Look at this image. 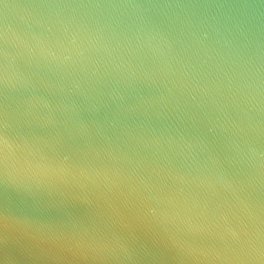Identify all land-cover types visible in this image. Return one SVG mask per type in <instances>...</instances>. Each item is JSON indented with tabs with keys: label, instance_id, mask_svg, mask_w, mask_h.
Masks as SVG:
<instances>
[{
	"label": "water",
	"instance_id": "water-1",
	"mask_svg": "<svg viewBox=\"0 0 264 264\" xmlns=\"http://www.w3.org/2000/svg\"><path fill=\"white\" fill-rule=\"evenodd\" d=\"M5 124L0 264H260L209 244L228 213L259 246L264 0H0ZM133 183L142 219L101 218ZM73 232L113 251L38 239Z\"/></svg>",
	"mask_w": 264,
	"mask_h": 264
},
{
	"label": "snow or ice",
	"instance_id": "snow-or-ice-1",
	"mask_svg": "<svg viewBox=\"0 0 264 264\" xmlns=\"http://www.w3.org/2000/svg\"><path fill=\"white\" fill-rule=\"evenodd\" d=\"M6 129V124L0 129V168L5 167L9 159L7 152L9 136ZM97 188H100L99 184H97ZM164 198L161 197V199ZM98 199L100 200L98 207L101 218L116 217L127 220L129 224H135L142 219L141 213L145 203L151 201L152 198L133 183L130 186L117 184L115 189L109 188L107 192L101 189ZM259 208L261 227L258 247L254 240L253 229L246 218L233 216V219H235V223H233L229 214L223 213L221 219L224 223L217 225L216 230H212L213 238L209 244L210 249L222 254L246 256H254L258 253L260 264H264V203H261ZM153 210L155 211V209ZM38 239L54 246L68 247L84 253L99 254L113 251L112 247L104 241L99 233L95 235L75 232L51 233L40 235ZM125 240L128 246L124 248V251L130 254L133 251L131 245L134 241V232H129Z\"/></svg>",
	"mask_w": 264,
	"mask_h": 264
}]
</instances>
